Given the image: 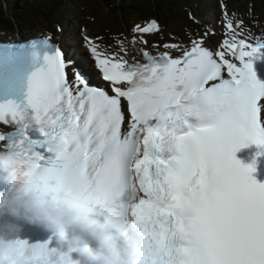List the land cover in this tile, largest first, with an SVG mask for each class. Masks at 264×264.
I'll use <instances>...</instances> for the list:
<instances>
[{
	"label": "snow or ice",
	"instance_id": "6c2138e0",
	"mask_svg": "<svg viewBox=\"0 0 264 264\" xmlns=\"http://www.w3.org/2000/svg\"><path fill=\"white\" fill-rule=\"evenodd\" d=\"M221 8V33L150 41L162 32L152 19L113 48L84 35L107 88L71 32L0 40V148L25 161L10 190L69 193L123 220L143 238L136 264H264V184L235 159L264 147V34ZM58 239L17 243L30 261L79 264Z\"/></svg>",
	"mask_w": 264,
	"mask_h": 264
},
{
	"label": "clouds",
	"instance_id": "9594fccd",
	"mask_svg": "<svg viewBox=\"0 0 264 264\" xmlns=\"http://www.w3.org/2000/svg\"><path fill=\"white\" fill-rule=\"evenodd\" d=\"M45 124L56 127L51 115ZM50 142L55 145L56 138ZM24 159L14 151L0 149V182L10 188L20 182ZM11 219L0 221V264H56L57 257L37 256L18 245L24 224L59 234L60 248L78 254L79 264H136L142 242L138 231L123 220L112 222L103 214L78 203L69 193L52 194L32 187L16 192L0 204ZM13 235L16 238L10 239Z\"/></svg>",
	"mask_w": 264,
	"mask_h": 264
},
{
	"label": "trees",
	"instance_id": "16d2710c",
	"mask_svg": "<svg viewBox=\"0 0 264 264\" xmlns=\"http://www.w3.org/2000/svg\"><path fill=\"white\" fill-rule=\"evenodd\" d=\"M129 1H131L132 5L128 4ZM208 1L209 0H111V10L109 8L110 6H108L104 8L101 13L94 14L95 20L98 18L100 24H104L105 26L109 25V28H114V25H112L114 17L120 16L123 22L119 24V30H123L124 22L127 19L126 16L130 15L132 10L140 13L142 19L161 17L175 24H178L180 21L194 24L193 19L190 18V12H193L194 15L192 16L196 17V11L199 9L197 8L198 5L201 4V2L208 5ZM100 2H102V0H100ZM251 3L254 5L256 4L259 8L258 13L260 16H264V0H235L237 6L241 5L244 8H252L250 5ZM46 4L47 2L42 4L40 0H0V16L3 17L0 18L1 23L8 24V26L12 27L17 26L18 23L25 24L27 27L37 26L39 25V15H37L36 8L40 5H42V7H49L46 6ZM8 9L12 12V17L8 16ZM112 13L116 15L112 16ZM42 14L46 15L45 13ZM51 15L52 14H50V16ZM54 16L57 15L54 14ZM173 20L177 21L175 22ZM27 31L30 30L27 29Z\"/></svg>",
	"mask_w": 264,
	"mask_h": 264
},
{
	"label": "rangeland",
	"instance_id": "374dc122",
	"mask_svg": "<svg viewBox=\"0 0 264 264\" xmlns=\"http://www.w3.org/2000/svg\"><path fill=\"white\" fill-rule=\"evenodd\" d=\"M71 2H73V0H70ZM74 1H83L85 2L87 5L89 4L90 7H91V10L94 12V13H101L104 8H107L108 6H110V10H111V7H112V4H111V0H102V2H100V0H74ZM212 3H213V10L211 11V13L209 15H207V17L204 19H199V21L203 22V23H206L208 22V24H206V26H209V28L214 25V24H217L219 23V25L221 26V21L223 19V16L220 17L219 16V8H218V5H217V0H211ZM137 3H140V2H137ZM74 4V3H73ZM129 5H132L131 1L128 2ZM73 8V7H69V10ZM9 12L8 16L9 17H12V12H10V10L8 9L7 10ZM114 14V13H113ZM130 16L131 18L133 17H140L141 14L140 13H137L136 11L132 10L131 13H130ZM0 18H3L2 16H0ZM105 18V17H104ZM118 19H120L121 17L118 16L117 17ZM162 22V18H159ZM41 20V25L43 26H46L48 24V22L50 21V18H44V17H41L40 18ZM117 20H112V23L114 25H117L119 22ZM5 25H8V24H3L1 23V20H0V26L1 27H6ZM132 26V25H131ZM219 26V28H217V33H218V30H220L221 32V27ZM252 29H251V32L254 34V35H258L262 32H264V27L263 25H259L256 23H252L249 25ZM16 26H13V28H15ZM19 29V33L20 34H27V28H30V27H27L25 24H19L18 25ZM68 28H72L73 29V34L74 36L76 37H79L80 35V32H81V23H80V18H77L75 20H73L72 24L70 27ZM215 31V30H214ZM39 33V32H37ZM8 35V34H7ZM2 36V35H1ZM30 36V35H28ZM217 39H221V37L219 35L216 36Z\"/></svg>",
	"mask_w": 264,
	"mask_h": 264
},
{
	"label": "bare ground",
	"instance_id": "6f19581e",
	"mask_svg": "<svg viewBox=\"0 0 264 264\" xmlns=\"http://www.w3.org/2000/svg\"><path fill=\"white\" fill-rule=\"evenodd\" d=\"M217 26H219V25H215V26H213L212 28H213V30H215L216 32H217ZM216 39V38H215ZM77 40V42L79 43V39H76ZM217 40V39H216ZM82 53V52H81ZM133 55H136V56H139V54L138 53H135L134 51H133ZM82 56L85 58V56L82 54ZM89 62V61H88ZM89 68H90V70H89V72H91V65H90V63H89ZM98 86L99 87H102V82L100 81V83L98 84Z\"/></svg>",
	"mask_w": 264,
	"mask_h": 264
}]
</instances>
